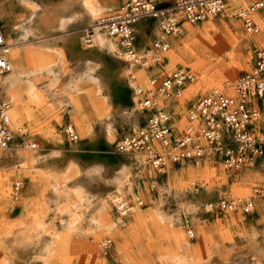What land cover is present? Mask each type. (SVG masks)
<instances>
[{
	"label": "rangeland",
	"instance_id": "374dc122",
	"mask_svg": "<svg viewBox=\"0 0 264 264\" xmlns=\"http://www.w3.org/2000/svg\"><path fill=\"white\" fill-rule=\"evenodd\" d=\"M101 1L107 6L105 15L114 14L121 2ZM231 1L237 3V0ZM46 3V0H0L6 15V26L0 27L8 42L16 37L21 43L15 49L22 54L27 50L30 52V59L22 67L10 60L11 72L0 74V78L5 79L12 73L19 74L21 69L24 70L27 77L17 86L16 100L24 106L14 105L13 101L2 96L1 90L0 100L8 101L13 106L12 110L17 112L15 121L25 128L26 140L36 142L37 148H23L20 143L18 150L34 154L39 159L32 163L19 159L14 164L0 166V179H6L8 183V201L0 202V234L5 226L16 224L15 227L19 228L25 223L32 224L27 232L24 231V236L29 237L28 247L16 257V263L264 264V195L256 198L253 212L248 215L241 210L207 212L204 208L205 203L216 202L220 198H243L252 194L255 188L264 191V159L258 158L239 168H227L223 163L210 159L182 161L169 165L163 174L148 177L139 157L121 156L115 151L116 140L134 127L122 122L129 107L117 104L111 89L112 84L121 87L129 82H135L138 87L146 86L150 77L160 79L176 69L190 71L194 80L185 87L183 97L173 105L175 128L181 130L186 123L185 112L189 105L216 87L232 93L237 77L252 69L253 45L258 43L257 46L264 48V9L257 13L260 30L256 34L247 33L239 21L223 17L209 18L186 24L176 37L179 44L173 45L169 38V48L164 52L153 49L152 42L165 36L152 19L141 20L139 23L145 26V30L143 35L135 30L137 50L139 57L144 54L152 57L150 66L134 64L124 73L126 62L109 67L101 55L75 50L70 46L72 36L80 34L88 37L83 28L89 21L78 1L59 11L56 19L52 20V28L39 30L38 17L43 12L40 10L47 8ZM35 4L38 11L31 16ZM188 26L195 31L190 37H187ZM225 26L229 29L238 27L237 43H232L226 35L227 42L214 55L197 45L200 32L209 28V36L213 40L215 31ZM11 27L16 29L12 31ZM100 32L110 38L104 29L100 28ZM255 36L260 37L262 43ZM112 39L120 48L117 39ZM172 51L180 55L174 64L168 58ZM201 54L213 58L210 65L201 63ZM220 59L227 65L235 61L240 64L233 80H226L217 72L215 65ZM242 59H245L246 65L241 64ZM131 74H135V78H131ZM205 83L211 84L204 88ZM134 91V88L130 89V97L135 94ZM158 103L162 105L160 97ZM137 112L140 114V125L150 111L138 105ZM65 124L74 127L78 134L76 142L66 137L63 131ZM107 126L110 133L108 129L106 131ZM109 136L112 138L108 139L105 148L102 142ZM71 146L85 148V154L71 160L65 158V149ZM110 156L115 158L114 161L110 160ZM198 167L216 168L223 172L224 178L215 176L207 180L197 176L188 178L185 186L177 183L176 177L180 171ZM244 172L258 177L239 182L236 178ZM17 181L21 188L15 200L12 191ZM44 191L47 192L46 196ZM114 196L132 201L140 196L144 204L137 205L131 212L118 218L114 212ZM50 215L61 217L62 221L50 224L46 221ZM96 219L104 226H98ZM185 219L191 223L193 237L186 232ZM46 227L53 228L55 234L48 236L44 233ZM179 235L183 239L178 240ZM104 239L111 241L106 253L99 248L100 241ZM2 257L0 253V259ZM6 257V261H12L10 256Z\"/></svg>",
	"mask_w": 264,
	"mask_h": 264
},
{
	"label": "built area",
	"instance_id": "2783aa9c",
	"mask_svg": "<svg viewBox=\"0 0 264 264\" xmlns=\"http://www.w3.org/2000/svg\"><path fill=\"white\" fill-rule=\"evenodd\" d=\"M264 9V0H121L111 19L104 23V31L117 39L122 53L142 67H149L152 57H138L135 23L152 19L165 37L152 42L160 52L169 48L170 36L180 35L186 24H195L209 18L223 17L239 21L250 34L260 30L257 13ZM89 39V37H87ZM11 44L0 28V74L11 72L8 59ZM253 67L241 73L233 83V92L218 87L200 96L185 112L186 123L181 130L175 128L173 105L183 97L185 87L194 80V75L184 69H176L162 78L150 77L146 86H139V108L149 110L143 123L115 142V151L121 156L139 157L148 177L163 174L171 164L182 161L216 160L227 168H239L264 156V48L252 47ZM135 78V74H131ZM162 99V105L158 98ZM11 105L0 100V151L11 147L15 131L11 124ZM63 131L72 142L78 134L71 124ZM23 148H37L36 142L23 141ZM21 185H13L12 195L18 199ZM264 191L255 188L243 198H220L205 203L207 212L236 211L253 212L257 197ZM140 196L128 200L119 198L114 202L117 217H123L137 205H142ZM186 232L194 236L193 228L185 219ZM106 253L110 239L100 243Z\"/></svg>",
	"mask_w": 264,
	"mask_h": 264
},
{
	"label": "bare ground",
	"instance_id": "6f19581e",
	"mask_svg": "<svg viewBox=\"0 0 264 264\" xmlns=\"http://www.w3.org/2000/svg\"><path fill=\"white\" fill-rule=\"evenodd\" d=\"M21 1V0H20ZM27 1V0H26ZM41 1V0H40ZM44 1V0H42ZM47 1V8H45L44 10H40L43 11L40 15H39V19H38V23L39 25L37 26V28L39 30H44L45 28H52L53 27V23L52 20H54V18L56 19V17L59 15V11L66 9L68 6H71L73 3H75L76 1H78L83 13L86 15L89 24L87 26H85L83 28V31L85 32V34L89 37V39L84 38V36L82 37V35H74L72 36L71 40H70V46L77 50H81L83 52H88L91 54H95V55H101L102 60L104 61V63L107 66H114L115 64H120L122 62H126L127 66L124 68V73H126V71L130 70L133 66L134 63L131 60H128V58H126V56L122 53L121 49L115 44V42L113 41L112 37L110 38H106L102 35V33L100 32V28L104 27V23L106 21H108L109 19H111V15H105L104 12L107 10V6L106 4L102 3L101 0H46ZM236 1V0H235ZM26 3V2H25ZM34 3V2H33ZM43 3V2H42ZM45 3V2H44ZM24 4V3H23ZM31 5V4H30ZM32 7V5H31ZM38 11V6L35 4L34 7L32 8V12H31V16H34L35 13H37ZM78 16V15H77ZM31 18V17H30ZM64 19L62 23H64ZM68 19V18H67ZM72 21H70L71 23ZM75 22V21H74ZM79 22V21H78ZM140 21H137L135 23L134 29L139 32V34L143 35V31L145 30V26L139 23ZM264 22V21H263ZM67 23V22H66ZM73 23V22H72ZM61 24V23H60ZM6 26V15L4 12V8L3 6L0 4V26ZM240 25V24H239ZM22 26V25H21ZM29 25H26V27H28ZM209 26H212L211 24ZM241 26V25H240ZM17 27V26H16ZM16 27H11V30L14 31L16 29ZM1 28V27H0ZM24 28V27H23ZM66 28V26H65ZM240 28V27H239ZM2 29V28H1ZM25 30V29H24ZM187 30V37L192 36L195 31L190 27H186ZM209 28L205 29L204 31L200 32L201 33V37L199 38L198 41H196V43H198L197 45L201 46L203 49H206L211 55L213 54H218L220 48L222 47V44H224V42L226 41V35L230 37V40L232 43H237L238 42V33L240 30H238V27H234L232 29H229L227 26L216 30L215 33V37L213 38V40H211L210 36H209V32H208ZM221 30H224V32H219ZM16 34V33H15ZM54 36V35H53ZM50 37V36H49ZM177 36H170V41L172 42L173 45H178L179 44V40L176 38ZM256 37V36H255ZM83 38V39H82ZM17 39V40H16ZM20 39V38H19ZM22 39V38H21ZM20 39V40H21ZM28 39V38H27ZM40 39V38H39ZM11 40V39H10ZM38 40V39H37ZM83 40V41H82ZM253 40V39H252ZM256 40H258L259 42L262 43V41L260 40V37H256ZM255 40V42H256ZM264 40V38H263ZM84 42V43H83ZM18 43H21L20 41H18V38L13 37L12 41L10 42L11 44V53L10 55H8V59L11 61H14L17 65L19 66H23L24 62H26L29 58V51H25L24 54H22L20 51H18L17 49H15L16 45ZM264 43V41H263ZM258 44V43H257ZM256 44V45H257ZM35 49V48H34ZM154 49V48H153ZM152 49V50H153ZM39 50V49H37ZM156 50V49H155ZM41 51V49L39 50ZM150 51V50H149ZM239 51V50H238ZM242 51V50H241ZM43 52V51H42ZM46 52V51H45ZM35 53V52H34ZM41 53V52H40ZM140 53L138 52V55ZM37 55V53H36ZM203 56L201 63L204 64V62L206 63V65H210V60L212 61V59H209V55L208 56H204V54H201ZM139 57V56H138ZM180 57L179 54H176L174 51H172L169 55L168 58H170L171 63H175L177 60H179L178 58ZM93 58V57H92ZM33 59V58H32ZM207 59V60H206ZM88 60V59H87ZM91 60V59H90ZM157 60V58H156ZM238 60V59H237ZM215 62V61H214ZM213 62V63H214ZM185 63V62H184ZM200 63V64H201ZM199 64V65H200ZM242 65H246V61L245 59H242ZM100 65V64H98ZM202 65V64H201ZM200 65V67H201ZM240 64H238V62H233L229 65H227L223 59L218 60L217 64L215 65L217 72H220L223 76L224 79L226 80H231L232 77H234L236 75L237 72V68L239 67ZM183 66V65H182ZM199 67V66H198ZM204 67V66H203ZM240 68V67H239ZM238 68V69H239ZM200 70V69H199ZM198 71V69H197ZM197 71H194L197 73ZM206 71V70H205ZM201 72V71H200ZM199 72V74H200ZM123 75V73H122ZM125 75V74H124ZM198 75V74H197ZM201 75V74H200ZM27 77L25 75V72L23 69H21V72L19 74H14L12 73L9 77L2 79L0 78V90L3 93V97H6L7 99L11 100L14 102V105L19 104L24 106L21 102L17 103L16 100L18 99L17 97V86L20 82H22L24 80V78ZM204 78V77H203ZM206 79V78H205ZM233 80V79H232ZM211 83H205L204 84V88L208 87ZM197 87V86H196ZM134 88V93L133 96L130 97V89ZM111 89H112V93L115 99V102L117 104H122V105H128L129 109L127 110V112L123 115L122 118V122L123 123H127L130 124L131 126H133L134 128H136V126L139 125L140 121H139V116L140 114L137 112L138 109V99L139 97H137L138 95L136 94L139 91V87L136 85L135 82H129L127 85L125 86H121V87H116L114 84L111 85ZM20 90V89H19ZM11 105V104H10ZM13 107V106H12ZM10 110L11 113V124H12V128L15 131V139H14V143L11 145V147L5 151L0 152V166H3L5 164H14L17 160L21 159L23 162H28V163H32V162H37L39 161V159L36 157V155L31 154V153H23L21 151H19L18 149H20L19 144L22 143L23 141L26 140V135L27 132L25 130V128L23 129V127H20L16 124V117H17V112H15V109ZM120 114V113H119ZM118 114V116H119ZM110 117V116H109ZM107 121V120H106ZM110 126V125H109ZM111 127V126H110ZM110 127L107 126L106 131L108 129L109 133H110ZM181 127V126H180ZM108 134V133H107ZM30 137V136H29ZM112 138V136L107 137L105 140H103L102 145L106 148V144L108 142L109 138ZM34 138V137H33ZM43 139H45V137H42ZM111 140V139H110ZM92 142H90L89 144H91ZM50 144V143H49ZM52 145V144H51ZM49 146V145H48ZM81 145H79L78 147H80ZM50 147V146H49ZM52 147V146H51ZM78 147H68L65 149L64 152V156L67 159H74L77 156H83L85 154V148H78ZM58 152V151H57ZM111 152V151H110ZM51 153V151H50ZM56 153V152H55ZM60 153V152H59ZM63 153V152H62ZM61 153V154H62ZM54 154V153H53ZM57 156V155H56ZM55 157V156H53ZM64 158V159H65ZM111 161H114L115 158H113V156L109 157ZM62 159V158H61ZM60 159V161H62ZM208 161H210L209 159H207ZM212 161V160H211ZM103 164V163H102ZM101 164V165H102ZM30 165V164H29ZM32 165V164H31ZM4 167V166H3ZM91 167V166H89ZM119 167V166H118ZM121 167H123L121 165ZM125 167V166H124ZM84 168V167H83ZM101 168V166H100ZM92 169V168H91ZM116 169V167H115ZM7 170V169H6ZM99 170V169H96ZM81 171V170H80ZM118 171V170H117ZM144 171V170H143ZM114 172V171H113ZM91 173V172H90ZM1 175V174H0ZM200 176L201 178L207 179L209 180L212 177L217 176L218 178H224V174L221 171H218L216 168L213 169H209V168H195V169H186V170H182L177 174L176 177V181L180 186H185L186 185V180L190 177H197ZM6 177V175H5ZM8 177V176H7ZM258 175L252 174L250 172H244L242 174H240L236 179L239 182H243V181H252L255 178H257ZM1 178V177H0ZM116 178V177H115ZM113 179V178H112ZM79 181V180H76ZM79 183V182H78ZM30 184H32L30 182ZM50 184V183H49ZM75 184V183H74ZM119 185V184H118ZM125 185V184H124ZM123 185V186H124ZM30 186V185H29ZM31 187V186H30ZM49 187V186H48ZM46 188V187H45ZM49 189V188H48ZM121 189V188H120ZM51 190V189H50ZM54 190V189H52ZM123 190V189H122ZM29 191V190H28ZM47 191V190H46ZM44 191V195H47V192ZM55 191V190H54ZM31 192V191H29ZM28 192V193H29ZM33 192V191H32ZM50 193V192H49ZM183 193V192H182ZM51 194V193H50ZM99 194V193H96ZM42 195V194H41ZM188 195V194H187ZM180 196V195H179ZM182 196V195H181ZM185 196V195H184ZM54 198V197H53ZM52 198V200H54ZM119 198H122L120 196H114V201L118 200ZM182 198V197H180ZM42 199V198H41ZM48 199V198H47ZM47 199H44L47 201ZM50 199V198H49ZM109 199V198H108ZM134 200V199H133ZM178 200V199H177ZM198 200V198H197ZM5 201H8V183L6 182V179H0V202L2 203H6ZM206 201V200H205ZM51 202V201H50ZM53 202V201H52ZM112 202V203H113ZM55 203V202H54ZM188 203V202H185ZM102 204V203H101ZM144 204V203H143ZM114 205V204H113ZM49 206V205H48ZM101 206V205H100ZM160 206H162V203L160 204ZM42 207V206H41ZM105 208V207H104ZM190 208V207H189ZM36 209V208H35ZM159 209V208H158ZM44 210V209H43ZM28 211V210H27ZM53 211V209H52ZM99 211V209H98ZM105 211V210H104ZM43 211H40V213ZM54 212V211H53ZM160 212H162L160 210ZM44 213V212H43ZM42 214V213H41ZM103 214V213H102ZM163 214V212H162ZM35 215V214H34ZM198 215V214H197ZM37 216V215H36ZM38 216H40L38 214ZM101 216V215H100ZM163 216V215H162ZM166 216V215H165ZM30 217V216H29ZM32 217V216H31ZM46 217V216H45ZM44 217V219H45ZM103 217V216H102ZM101 217V218H102ZM164 217V216H163ZM119 218V217H118ZM235 218V217H234ZM43 219V217H42ZM4 220V219H2ZM97 221V225L98 226H104V224L101 221H98V219H96ZM109 220V219H108ZM6 221V220H5ZM23 221V220H22ZM43 221V220H42ZM46 221L48 223H53V222H57V221H62L61 217H55V216H49L46 218ZM123 221V220H122ZM24 222V221H23ZM111 222V220H110ZM121 222V221H120ZM201 222V221H200ZM237 222V221H236ZM21 223V222H20ZM37 223V222H36ZM175 223V222H174ZM23 224V223H22ZM35 224V223H34ZM59 224V223H58ZM94 224V223H93ZM173 224V223H171ZM191 224V223H190ZM201 224V223H200ZM9 225V224H8ZM16 225V224H15ZM15 225H10V226H5L4 227V231L0 234V253L4 256L0 259V264H17L16 263V257L19 256V253L22 251H25V248L28 247V239L29 237L24 236L25 232H27V228H29L31 225H29V223H25L22 226H20L19 228L15 227ZM18 225V224H17ZM176 225V224H174ZM42 226V225H41ZM202 226V225H201ZM110 228V226H108ZM115 227V226H114ZM23 228V229H22ZM40 228V227H39ZM117 228V227H116ZM2 229V228H1ZM0 229V230H1ZM26 230V231H25ZM25 231V232H24ZM200 231V230H199ZM100 232V231H98ZM97 232V233H98ZM202 232V231H201ZM47 235L48 234H55V230L53 228L50 227H46L45 228V232ZM103 233V232H101ZM94 234V233H93ZM202 234V233H201ZM29 235V234H27ZM46 235V236H47ZM49 236V235H48ZM101 236V235H100ZM103 236V234H102ZM44 237V235H43ZM99 237V235H98ZM104 237V236H103ZM102 237V238H103ZM46 238V237H45ZM101 239V237H100ZM183 239L182 235L178 236V240ZM106 240V239H104ZM103 240V241H104ZM46 241V240H45ZM44 241V242H45ZM102 241H100L101 243ZM123 245V244H122ZM90 246V245H89ZM203 247V246H202ZM30 248V247H29ZM100 248V247H99ZM200 248V247H199ZM249 248V247H248ZM32 249V248H31ZM92 249V248H91ZM27 250V249H26ZM94 250V249H93ZM96 251V250H94ZM201 251V249H200ZM199 251V253H200ZM250 251V250H248ZM90 252V251H89ZM251 252V251H250ZM197 253V252H196ZM198 253V254H199ZM91 254V253H90ZM98 254V253H97ZM7 256H10V258L12 259V261H6ZM96 255V253L94 254ZM93 255V256H94ZM200 255V254H199ZM22 256V255H21ZM92 256V255H90ZM98 256V255H97ZM96 257V256H95ZM199 257V256H197ZM92 258V257H91ZM95 259V258H94ZM97 259V258H96ZM95 259V260H96ZM221 259V258H220ZM30 262V261H29ZM100 262V261H99ZM196 262V261H195ZM180 263V262H179ZM189 264V263H188Z\"/></svg>",
	"mask_w": 264,
	"mask_h": 264
},
{
	"label": "crops",
	"instance_id": "0c3cea01",
	"mask_svg": "<svg viewBox=\"0 0 264 264\" xmlns=\"http://www.w3.org/2000/svg\"><path fill=\"white\" fill-rule=\"evenodd\" d=\"M262 158L264 159V156Z\"/></svg>",
	"mask_w": 264,
	"mask_h": 264
}]
</instances>
